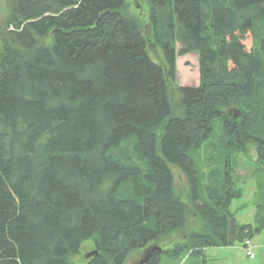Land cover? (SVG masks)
<instances>
[{
	"label": "trees",
	"instance_id": "trees-1",
	"mask_svg": "<svg viewBox=\"0 0 264 264\" xmlns=\"http://www.w3.org/2000/svg\"><path fill=\"white\" fill-rule=\"evenodd\" d=\"M145 2L148 21L126 0H9L0 264H77L88 240L98 252L84 264H125L176 231L189 243L148 264L186 250L208 264L207 248L264 229V208L253 223L231 210L243 197L237 153L254 149L264 179V0ZM192 52L200 83L177 85L178 56ZM204 144L218 166L202 172L192 152Z\"/></svg>",
	"mask_w": 264,
	"mask_h": 264
},
{
	"label": "rangeland",
	"instance_id": "rangeland-1",
	"mask_svg": "<svg viewBox=\"0 0 264 264\" xmlns=\"http://www.w3.org/2000/svg\"><path fill=\"white\" fill-rule=\"evenodd\" d=\"M129 4L127 14L132 18L149 20V8L145 0H126ZM9 0H0V20L6 19L9 15L10 8ZM144 6V7H143ZM181 48V46H178ZM155 50V49H154ZM156 51V50H155ZM151 52L155 60H159L160 54L156 51ZM161 53V52H160ZM201 67L199 55L197 53H187L178 56V72L177 85L180 86H197L200 83ZM177 105V104H175ZM179 113H180V109ZM212 144H204L199 153L192 152V156L197 160V166L202 171L210 170L218 166V162L211 160L215 159V154L209 157L208 152L212 150ZM116 153V151H112ZM214 161V163H210ZM217 162V163H215ZM235 176L237 177V187H240L243 192L241 199L234 200L231 210L234 212L236 219L240 223L254 222L256 214L260 212L259 208H264V179L259 174L260 166L257 162V154L254 149H249L247 153H237L234 156ZM175 172L176 185L187 192L190 188L188 178L176 166L172 165ZM214 172V171H212ZM211 172V173H212ZM217 173V172H216ZM264 211L260 212L263 216ZM203 222L195 218L189 224L190 230L199 232ZM252 240L251 248L255 252V257L249 255V250L244 246V242L239 240L228 246L209 247L206 249V260L208 264H264V229L256 232ZM189 243L188 237L180 231L172 233L168 238L158 241V245L166 250H172L177 245H186ZM95 245L92 241H85L81 254L75 257L74 261L77 264H84L93 257ZM144 250L133 252L127 259L125 264H137L142 257ZM204 260H193L189 257V250H186L180 258H173L167 255L163 256L162 264H204ZM145 264H148L146 262Z\"/></svg>",
	"mask_w": 264,
	"mask_h": 264
},
{
	"label": "water",
	"instance_id": "water-1",
	"mask_svg": "<svg viewBox=\"0 0 264 264\" xmlns=\"http://www.w3.org/2000/svg\"><path fill=\"white\" fill-rule=\"evenodd\" d=\"M239 114V113H238ZM163 248L158 245V244H151L150 246H148L145 249L144 255L142 256V258L137 262V264H145L146 262H149L150 257L158 252L161 251ZM98 251L96 250L95 253H97Z\"/></svg>",
	"mask_w": 264,
	"mask_h": 264
},
{
	"label": "built area",
	"instance_id": "built-area-1",
	"mask_svg": "<svg viewBox=\"0 0 264 264\" xmlns=\"http://www.w3.org/2000/svg\"><path fill=\"white\" fill-rule=\"evenodd\" d=\"M249 243L250 242L248 241L247 244H248L249 255L251 257H254L255 256V252L253 251V249L251 248V245Z\"/></svg>",
	"mask_w": 264,
	"mask_h": 264
}]
</instances>
